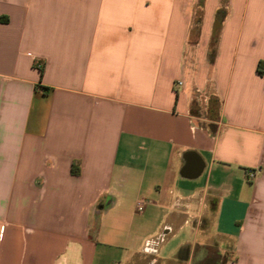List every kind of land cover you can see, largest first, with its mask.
<instances>
[{"label": "crops", "instance_id": "obj_1", "mask_svg": "<svg viewBox=\"0 0 264 264\" xmlns=\"http://www.w3.org/2000/svg\"><path fill=\"white\" fill-rule=\"evenodd\" d=\"M260 63L264 0H0V264H264Z\"/></svg>", "mask_w": 264, "mask_h": 264}, {"label": "built area", "instance_id": "obj_2", "mask_svg": "<svg viewBox=\"0 0 264 264\" xmlns=\"http://www.w3.org/2000/svg\"><path fill=\"white\" fill-rule=\"evenodd\" d=\"M39 67L41 68V67H42V64H40ZM183 85H184V82H183V81H179V82L177 83V88H180V87H182ZM248 175H249L250 178H254V177L256 176V174H255L254 171H250V172H248ZM138 209H139L140 211L143 210V202L139 203V205H138ZM150 246H151V245H150ZM149 248H150V247H149Z\"/></svg>", "mask_w": 264, "mask_h": 264}, {"label": "rangeland", "instance_id": "obj_3", "mask_svg": "<svg viewBox=\"0 0 264 264\" xmlns=\"http://www.w3.org/2000/svg\"><path fill=\"white\" fill-rule=\"evenodd\" d=\"M217 108V104L215 101L212 102V104L210 105V115L209 116H213V113L215 112V109ZM215 114V113H214Z\"/></svg>", "mask_w": 264, "mask_h": 264}, {"label": "trees", "instance_id": "obj_4", "mask_svg": "<svg viewBox=\"0 0 264 264\" xmlns=\"http://www.w3.org/2000/svg\"><path fill=\"white\" fill-rule=\"evenodd\" d=\"M261 65H264V63H260V67H261ZM260 73H263V71H262V72H260Z\"/></svg>", "mask_w": 264, "mask_h": 264}]
</instances>
